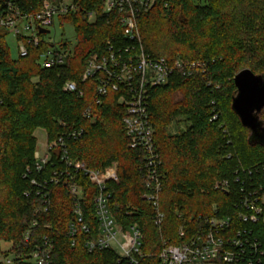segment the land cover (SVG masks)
<instances>
[{
	"label": "trees",
	"instance_id": "trees-1",
	"mask_svg": "<svg viewBox=\"0 0 264 264\" xmlns=\"http://www.w3.org/2000/svg\"><path fill=\"white\" fill-rule=\"evenodd\" d=\"M7 1L0 0V13ZM15 3L22 14H33L42 0ZM74 5L75 11L57 20L74 30V43L69 46L63 41L52 44L41 35L39 45L29 47L26 57L12 59L6 45L9 33L0 28V249L4 243L10 253L28 256L45 237L53 248L49 264H129L114 250H86V242L98 233L92 202L97 190L82 175L76 174L75 179L82 190L80 209L88 231L73 240L68 236V225L74 220L68 183L47 184L42 190L47 195L36 194L30 180L42 183L62 168L53 151L43 173L34 172V132L42 129L49 143L65 137L68 158L85 162L91 170L117 166L119 184L107 186L110 213L118 224L140 230L142 257L137 264H158L162 240L178 244L180 226L191 231L198 219L235 214L240 199L235 173L242 176L251 170L254 181L264 177V172L258 177L254 172L264 165V147L248 143L249 131L231 110L235 75L241 69L264 75V0H206L203 5L195 0H155L138 18L146 55L170 63L180 59L207 64L204 73L188 78L174 74L167 85L148 91V113L163 176L164 220L159 229L152 223L151 206L143 200L147 177L140 170L142 153L127 147L120 93L109 91L99 105L96 84L81 82L87 59L104 55L106 42L120 39V16L116 11L104 13V0H74ZM90 13L94 22H89ZM50 47L65 52L64 62L42 69L40 57ZM67 82H75L82 97L63 92ZM230 113L242 131L240 138L226 122ZM214 114L216 120L210 121ZM171 125L174 134L168 129ZM73 130L84 133L79 139H67ZM221 180L229 182V192L214 189ZM253 233L263 256L252 264H264V223L254 225Z\"/></svg>",
	"mask_w": 264,
	"mask_h": 264
},
{
	"label": "built area",
	"instance_id": "built-area-1",
	"mask_svg": "<svg viewBox=\"0 0 264 264\" xmlns=\"http://www.w3.org/2000/svg\"><path fill=\"white\" fill-rule=\"evenodd\" d=\"M15 1L8 0L5 3V8L0 13V28L18 40V57H26L29 47L39 45L40 36L44 35L39 33L40 28L50 31L59 17L75 11L74 0H62L59 3L42 0L38 12L22 14ZM153 4L155 0H104V13L116 11L120 16V39L108 40L104 55L93 54L87 59L81 82L92 80L96 84L95 103L99 105L109 91L120 93L118 103L124 108L122 126L128 139L127 147L142 153L140 170L147 177L143 200L151 206L154 212L152 223L159 229L164 220V214L160 211L163 176L148 113V91L150 88L167 85L174 74L188 78L204 73L207 64L200 61L183 62L180 59L170 63L163 57L151 58L143 52L138 18L150 10ZM88 19L89 22H94V15L88 14ZM65 56L63 51L50 47L40 57L39 64L42 69H50L62 65ZM62 91L77 94L78 97L83 95L75 82L65 83ZM89 113V110L85 111L86 116ZM216 118L214 114L210 121ZM83 133V130L69 131L67 139H79ZM53 151L57 153L62 168L52 172L42 183L31 179L30 184L35 188L36 194L47 195V190L42 191L47 184L68 183L69 193L74 199V220L68 225V236L73 240L79 232L88 231L80 209L83 194L75 179L76 174L82 175L97 190L92 202L98 233L86 242V250L89 253L114 250L120 259L127 260L129 264H137L138 258L142 257L140 230L136 226L118 224L109 209L110 194L107 186L118 182L117 166L91 170L85 162L69 159L65 137L61 136L51 143L46 138L43 152L35 150V173H43L50 163ZM260 171L264 172V165L254 170L257 177ZM243 173L245 174L242 176L235 173L234 181L238 184L236 193L240 197L235 205V214L198 219L196 229L191 231H185L184 226H180L177 233L181 241L178 244H168L166 240H162V248L157 256L158 264H252L261 259L263 251L253 233V226L264 223V177L261 175L260 179L254 181L251 170ZM214 189L229 192L230 184L227 180L217 181ZM213 212L216 213L214 207ZM28 237L29 232L24 235V241L27 242ZM6 249L0 253V264H16L20 261L49 264L53 248L51 241L44 237L42 243L35 246L28 256L10 253L9 246Z\"/></svg>",
	"mask_w": 264,
	"mask_h": 264
},
{
	"label": "water",
	"instance_id": "water-1",
	"mask_svg": "<svg viewBox=\"0 0 264 264\" xmlns=\"http://www.w3.org/2000/svg\"><path fill=\"white\" fill-rule=\"evenodd\" d=\"M154 5V4H153ZM47 35L49 30L39 29ZM236 94L231 110L242 127L249 131L248 143L264 147V75H254L249 69L241 70L233 78Z\"/></svg>",
	"mask_w": 264,
	"mask_h": 264
},
{
	"label": "rangeland",
	"instance_id": "rangeland-1",
	"mask_svg": "<svg viewBox=\"0 0 264 264\" xmlns=\"http://www.w3.org/2000/svg\"><path fill=\"white\" fill-rule=\"evenodd\" d=\"M195 2L203 5L206 3V0H195ZM50 31L51 32L49 35H44V39L46 41H49L52 44H58L60 41H63L64 43H66L67 46H69V44L72 45L74 43V30L70 24L69 25L68 24L59 25V23H56L54 25V27H52L50 29ZM6 45L9 49L10 57L12 59H17V56H18V50L17 49L19 46V42L10 33L6 37ZM225 103H227V106H228V100H226ZM230 114H228V119H226V122L229 123L230 127L232 128V130H234V132L236 131V134L239 133V134H237L238 135L237 137L240 138L242 131L239 130V126H238L234 116L232 114L231 115ZM168 129L172 134L176 133V129H175L174 125H171ZM34 136L37 140L36 150L38 152H43L44 151V143L46 142V134H45L44 130L37 129L34 132ZM115 184L118 185L119 180ZM6 247H8V245H6L4 243L1 244L0 253L2 251H6L8 249V248L6 249ZM0 259H1V257H0Z\"/></svg>",
	"mask_w": 264,
	"mask_h": 264
}]
</instances>
